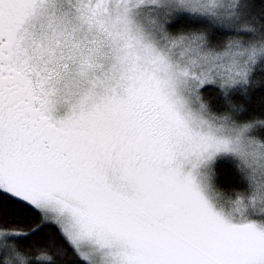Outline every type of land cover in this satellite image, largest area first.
<instances>
[{"label":"snow or ice","instance_id":"snow-or-ice-1","mask_svg":"<svg viewBox=\"0 0 264 264\" xmlns=\"http://www.w3.org/2000/svg\"><path fill=\"white\" fill-rule=\"evenodd\" d=\"M0 264H264V0H0Z\"/></svg>","mask_w":264,"mask_h":264}]
</instances>
